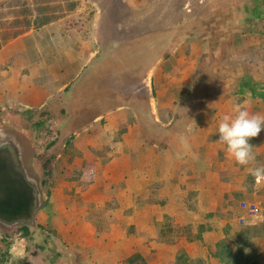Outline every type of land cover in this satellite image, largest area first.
<instances>
[{
	"label": "crops",
	"instance_id": "crops-1",
	"mask_svg": "<svg viewBox=\"0 0 264 264\" xmlns=\"http://www.w3.org/2000/svg\"><path fill=\"white\" fill-rule=\"evenodd\" d=\"M89 1L0 46V216L37 244L0 264H264V129L244 166L217 132L264 114V0Z\"/></svg>",
	"mask_w": 264,
	"mask_h": 264
},
{
	"label": "rangeland",
	"instance_id": "rangeland-1",
	"mask_svg": "<svg viewBox=\"0 0 264 264\" xmlns=\"http://www.w3.org/2000/svg\"><path fill=\"white\" fill-rule=\"evenodd\" d=\"M101 5L104 8L105 3L102 2ZM90 6L89 0H0V46L32 27L72 13L75 9L81 20L85 16L92 18L94 11L90 10ZM1 115L0 121L4 119ZM28 237V234L23 236L19 226L13 222L9 224L0 216V254L6 252L11 245L27 251L31 249V245L35 247L37 244L32 243Z\"/></svg>",
	"mask_w": 264,
	"mask_h": 264
},
{
	"label": "clouds",
	"instance_id": "clouds-1",
	"mask_svg": "<svg viewBox=\"0 0 264 264\" xmlns=\"http://www.w3.org/2000/svg\"><path fill=\"white\" fill-rule=\"evenodd\" d=\"M264 129V114L250 113L246 108L236 107L232 114H225L219 124V141L226 146L230 157L239 165L255 161L251 138ZM255 174L264 175V167L256 168Z\"/></svg>",
	"mask_w": 264,
	"mask_h": 264
},
{
	"label": "built area",
	"instance_id": "built-area-1",
	"mask_svg": "<svg viewBox=\"0 0 264 264\" xmlns=\"http://www.w3.org/2000/svg\"><path fill=\"white\" fill-rule=\"evenodd\" d=\"M201 2L202 0H197ZM191 4V0H187ZM256 183L264 182V175H255ZM236 220L239 226H255L264 223V207L257 202L241 200L238 203Z\"/></svg>",
	"mask_w": 264,
	"mask_h": 264
},
{
	"label": "trees",
	"instance_id": "trees-1",
	"mask_svg": "<svg viewBox=\"0 0 264 264\" xmlns=\"http://www.w3.org/2000/svg\"><path fill=\"white\" fill-rule=\"evenodd\" d=\"M42 167H43V169H44V172H43V174H44V177H43V179H42V183L45 185V184H47V179H48V175H49V173L46 171V169H47V167H48V162L47 161H44L43 163H42ZM19 229L22 231V234H23V236L24 235H27L28 234V232H29V230H28V227L26 226V225H21V226H19ZM227 250V249H226ZM227 253H228V251H227ZM227 255H229V254H227ZM231 258V262H232V264H239L238 263V261L234 258V257H230ZM133 260H134V258H128V261H130V262H133ZM230 260H228L227 262H229Z\"/></svg>",
	"mask_w": 264,
	"mask_h": 264
},
{
	"label": "water",
	"instance_id": "water-1",
	"mask_svg": "<svg viewBox=\"0 0 264 264\" xmlns=\"http://www.w3.org/2000/svg\"><path fill=\"white\" fill-rule=\"evenodd\" d=\"M22 195H24V193L15 192L13 190V187H11L9 191H1L0 192V200H2V201L9 200V199H13L15 197L22 196Z\"/></svg>",
	"mask_w": 264,
	"mask_h": 264
}]
</instances>
